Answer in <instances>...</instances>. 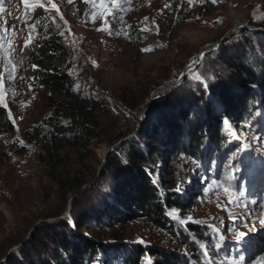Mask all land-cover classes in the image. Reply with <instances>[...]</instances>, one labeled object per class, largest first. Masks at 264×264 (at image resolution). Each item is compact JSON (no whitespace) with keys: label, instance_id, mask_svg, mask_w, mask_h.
Instances as JSON below:
<instances>
[{"label":"rangeland","instance_id":"rangeland-1","mask_svg":"<svg viewBox=\"0 0 264 264\" xmlns=\"http://www.w3.org/2000/svg\"><path fill=\"white\" fill-rule=\"evenodd\" d=\"M52 2L59 12L50 5L27 8L23 0H0V30L10 41L15 64L11 77L4 72V100L0 104L5 130L10 128L0 133V246L22 233L23 241L26 240L31 224L45 222L47 219L40 215L57 208L51 171L37 161L35 150L24 137L26 130L49 114L48 98L58 97L29 76L28 52L32 47L54 37L59 40L63 47L61 68L71 76L74 86L96 93L108 106L126 115L122 126H129V130L134 124L133 136L137 125L145 124V114L143 118L141 115L146 111L133 112L142 108L146 83L161 68L180 63L184 68L208 46L220 43L236 24H241L239 28L249 26V21H264V0H192L191 5L188 0H106L109 14L100 12L97 0ZM31 25L35 27L30 29ZM3 70L4 61L0 60V72ZM173 85L174 80L170 91L176 87ZM262 113L264 110L258 114ZM237 124L240 129L235 132V141L231 140L212 159L208 158L210 154H205L200 162L184 154L171 157L166 146L161 145L162 157L153 164L158 178L174 176L176 185H172V190L181 196L185 206L180 211L181 219L209 229L198 264L264 261V117ZM106 140L104 137L91 142L95 157L87 160L84 169L100 165L109 147ZM16 148L24 151L16 152ZM61 153L67 155L59 172L79 173L81 166L73 154L66 150ZM209 186L212 190L205 193ZM230 196L237 202L230 203ZM68 206L69 202L59 218L69 215ZM168 214L171 218L179 215L174 210ZM93 232L96 240L112 239L111 242L125 244L120 256L109 254V261L103 264H125V255L136 249L133 244L143 252H153L152 257L146 253L138 255V264L159 259L162 252L180 254L183 249L171 241L166 231L139 216L122 219L114 226L104 224ZM10 252L19 254L13 248L7 253ZM97 259L100 261V254ZM178 261L177 264H197Z\"/></svg>","mask_w":264,"mask_h":264},{"label":"trees","instance_id":"trees-1","mask_svg":"<svg viewBox=\"0 0 264 264\" xmlns=\"http://www.w3.org/2000/svg\"><path fill=\"white\" fill-rule=\"evenodd\" d=\"M249 26L264 28V21H249ZM62 51V44L54 37L28 52L29 76L58 97L48 98L49 114L24 134L37 161L50 169L56 187L57 208L46 210L40 218L57 220L38 226L34 222L27 229L26 240L22 233L1 245L0 264H103L109 261V254L120 256L125 244L111 242L112 239L96 240L93 230L104 224L118 225L133 216L163 229L177 247L183 248L180 254L162 252L152 264H177L180 259L183 263H197L209 229L181 219L180 211L185 206L181 196L172 190L176 185L174 176L158 178L153 164L162 157L161 145L166 146L171 157L184 154L200 162L210 154L208 158L212 159L231 140L235 141V132L240 129L237 123L264 117V113L258 114L264 110V30L243 26L231 31L215 48L201 53L171 91L169 85L186 67L180 63L161 68L146 83L142 108L133 112L142 113L149 106L145 124L139 128L137 125L133 136L134 124L129 130V126H122L126 115L108 106L96 93L74 86L71 76L61 68ZM196 75L208 87L198 82ZM159 93H164L162 98L149 103ZM5 125L4 110L0 108V133L10 130H5ZM104 137L109 146L128 138L110 150L100 171L99 166L84 169L87 160L95 157L91 142ZM64 150L73 154L81 166L79 173L59 172L67 155H61ZM170 171L167 167L168 174ZM68 202L69 215L59 218ZM169 210L179 215L171 218ZM132 247L136 249L125 255V264H138L136 257L144 253L153 255L138 245ZM11 248L19 254H8Z\"/></svg>","mask_w":264,"mask_h":264},{"label":"snow or ice","instance_id":"snow-or-ice-1","mask_svg":"<svg viewBox=\"0 0 264 264\" xmlns=\"http://www.w3.org/2000/svg\"><path fill=\"white\" fill-rule=\"evenodd\" d=\"M112 2L116 3L117 0H112ZM188 2L191 5L192 0H188ZM213 2H215V0H213ZM23 3L27 8H32V7H36V6L47 8L50 5L51 9L59 12L57 5L55 3H53L52 0H47V3H45V0H23ZM97 7L100 9L101 13L109 14V10H108L106 0H97ZM93 19H95V16H93ZM29 27L31 29V28H34L35 25H31ZM100 30H103V29H100ZM29 43H30V39L25 40V46H27ZM143 50L147 51L150 49H143ZM11 52H12V49L10 46V41H8L6 39V34L3 33V30H0V60L4 61V70H3V72H0V104H2L3 100H4V93L2 90L4 72H7L11 77L12 74L14 73V70H15V64L13 62V57L11 55ZM33 67H35V65H33ZM196 80L200 83H203L205 87H208L207 82L205 80H203L200 75H196ZM225 123L227 124V121H225ZM215 183L216 182L213 181V184H215ZM177 190H179V189H177ZM211 190H212L211 186L204 189L205 193H207ZM224 191L227 192V191H229V189L225 188ZM229 202L230 203H236L237 201L235 199H233V197L230 196ZM261 223H264V221H261ZM238 236H239V234H238ZM241 259H243V257H241ZM146 264H152V262L148 261V262H146ZM229 264H233V262L229 261ZM261 264H264V261H262Z\"/></svg>","mask_w":264,"mask_h":264},{"label":"water","instance_id":"water-1","mask_svg":"<svg viewBox=\"0 0 264 264\" xmlns=\"http://www.w3.org/2000/svg\"><path fill=\"white\" fill-rule=\"evenodd\" d=\"M240 25H241V24H236L235 26H233V27L231 28V30H229V31L223 36L222 39H224V37H225L228 33H230L232 30L236 29V28H237L238 26H240ZM244 27H246V28H248V29H251V30H254V31H262V30H264L263 27H261V28H253V27H251V26H244ZM218 43H219V42H218ZM218 43L214 44V45L211 46V47H208V48L204 49L201 53L207 52V51H209L210 49L215 48V47L218 45ZM199 56H200V54H197V55H196V58L194 59V61H193L192 63H190L189 65L186 66V68L184 69V71L181 73V75H180V76L177 78V80L174 82V85H173V86H177V85L181 82V80L183 79V76H184V74L186 73V71H188V69H190V67H191L194 63L197 62ZM163 95H164V93L161 94V95H159V96H157V97L152 98V99L150 100L149 103H151V102L154 101V100H158V99H160V97H162ZM148 108H149V106L147 107L146 112L148 111ZM146 112L142 113L141 118H143V116H144V114H146ZM139 127H141V124L138 125V128H139ZM127 138H128V137H126V138H122V139H120L117 143H115V144H113L112 146H109V147H107V148L105 149V151H104V153H103V157H102V159H101V164H100L99 167H98V171H100L101 166H102V164H103L105 158L107 157L108 153L110 152V150H112L113 148H115L116 146H118L121 142H123V141L126 140ZM56 220H57V219H55V218H50V219L43 220V221H45V222H54V221H56ZM14 249H16V248H13V250H14Z\"/></svg>","mask_w":264,"mask_h":264}]
</instances>
